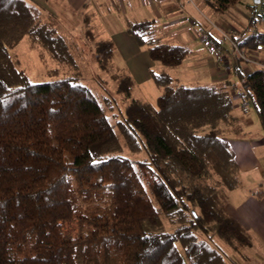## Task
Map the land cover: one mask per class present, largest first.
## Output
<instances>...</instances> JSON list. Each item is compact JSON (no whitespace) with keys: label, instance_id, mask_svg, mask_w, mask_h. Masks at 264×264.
Masks as SVG:
<instances>
[{"label":"trees","instance_id":"obj_1","mask_svg":"<svg viewBox=\"0 0 264 264\" xmlns=\"http://www.w3.org/2000/svg\"><path fill=\"white\" fill-rule=\"evenodd\" d=\"M213 1L225 11L243 0ZM41 12L0 0V264H226L215 238L234 251L251 246L226 210L243 183L226 137L245 134L229 89L179 83L169 70L190 49L161 42L152 20L128 21L161 67L150 70L161 93L156 104L133 98L131 75H114L128 100L114 123L80 74L32 82L20 69L11 50L25 36L58 61L72 59ZM93 45L107 70L114 43ZM263 45L264 31L239 44ZM241 93L264 131V68L244 78Z\"/></svg>","mask_w":264,"mask_h":264},{"label":"crops","instance_id":"obj_2","mask_svg":"<svg viewBox=\"0 0 264 264\" xmlns=\"http://www.w3.org/2000/svg\"><path fill=\"white\" fill-rule=\"evenodd\" d=\"M27 1L40 7L45 22L58 20L62 26H83L85 35L87 28L99 35V31L103 32L108 26V38L98 39L111 40L115 55L126 60L136 85L149 82L159 91H156L157 96L161 90L154 84L150 70L158 71L161 67L151 60L147 47H140L127 33L128 21L152 20L161 42L190 49L182 64L169 70L179 83L218 84L229 89L234 96V115L240 119L245 134L229 136L227 140L242 177L247 174L249 179L246 185L242 183L229 192L226 210L252 237L251 246L244 248L245 253L239 255V264H264V194L261 197L256 194L264 191V188L258 190L260 180H264V131L255 109L248 101L242 100L241 93L244 78L254 69L264 68V45L258 48L239 46L251 34L264 31V16H261L264 0L259 4L254 0H243L225 11H220L213 0H189L186 10H182L181 0ZM106 4H114V13L111 12L112 5L106 9ZM254 4L257 7L253 9ZM120 9L129 10L133 18L117 15L115 10ZM110 16H114V22L107 20ZM89 20H93L92 23L89 24ZM216 22L221 24L222 32L216 30ZM237 48L245 59L237 55Z\"/></svg>","mask_w":264,"mask_h":264},{"label":"rangeland","instance_id":"obj_3","mask_svg":"<svg viewBox=\"0 0 264 264\" xmlns=\"http://www.w3.org/2000/svg\"><path fill=\"white\" fill-rule=\"evenodd\" d=\"M187 1L189 0H181V5L184 6L182 10L188 9L186 7ZM111 5L112 4H106L104 7L109 9ZM194 5L195 4L191 6ZM111 8L113 9L111 12L114 13V4L111 6ZM115 12L120 17L133 18V16L129 14V10L120 9L115 10ZM98 19L100 20V18ZM107 20L114 22V16L108 17ZM92 21L93 20H89V24L92 23ZM55 23L57 25H55ZM208 23L212 25L209 19ZM216 23V30L222 32L220 29L222 28L221 24L218 22ZM49 25L56 29L58 35L63 37L72 59L65 62L58 61L57 59H54L47 51H44V49L39 45H34L30 36H25L22 41L11 50L14 58L19 61L20 69H22L28 75L32 82H45L75 73L80 74L82 82L96 93L99 102L105 108H107V114L110 116L112 122L116 123L117 120L122 118V114L128 100L126 99L125 95L119 94L117 92L118 81L114 78V75L118 73L130 74V71L127 68L126 60L124 58H120L118 55L113 57V61L107 70H103L99 66V63L95 57V49H93V39L108 38L107 36L110 34L108 26L107 29H105V27L103 28V32L99 31V35H96L93 30L92 33L94 35L88 36L84 34V29L82 28L83 26H62L61 24L59 25L58 20H52ZM96 29L99 28L97 27ZM156 91L159 93L157 88L152 86V84L149 82L139 86L134 83L131 93L133 98H138L140 100L154 104L157 100L156 98L158 97ZM108 102L110 105H112V109L106 107ZM226 138L229 139L228 137ZM123 154L131 157L132 159H139L142 157L140 154L131 152L128 148H124ZM248 174L251 175V173ZM248 176L249 175L244 174L242 177L243 185L248 183ZM262 186H264V180H260L258 187L259 191L260 189L264 188ZM74 229L75 226L71 225V230ZM213 242L214 246L218 247V249L225 256L226 264H239V255L242 252L245 253L244 249L234 251L228 244H225V242L219 238H215Z\"/></svg>","mask_w":264,"mask_h":264},{"label":"built area","instance_id":"obj_4","mask_svg":"<svg viewBox=\"0 0 264 264\" xmlns=\"http://www.w3.org/2000/svg\"><path fill=\"white\" fill-rule=\"evenodd\" d=\"M236 50H237V53H238V52H239V51H238L239 49L237 48ZM237 55H238V56L240 55V57L242 56V58H244V59H245V55H244V54H242V53H241V54H239V53H238Z\"/></svg>","mask_w":264,"mask_h":264},{"label":"water","instance_id":"obj_5","mask_svg":"<svg viewBox=\"0 0 264 264\" xmlns=\"http://www.w3.org/2000/svg\"><path fill=\"white\" fill-rule=\"evenodd\" d=\"M256 4H259L260 3V0H254Z\"/></svg>","mask_w":264,"mask_h":264}]
</instances>
